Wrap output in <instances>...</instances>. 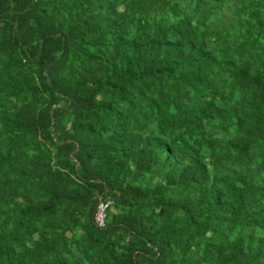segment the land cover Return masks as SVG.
<instances>
[{"label": "trees", "instance_id": "trees-1", "mask_svg": "<svg viewBox=\"0 0 264 264\" xmlns=\"http://www.w3.org/2000/svg\"><path fill=\"white\" fill-rule=\"evenodd\" d=\"M0 264H264V0H0Z\"/></svg>", "mask_w": 264, "mask_h": 264}, {"label": "built area", "instance_id": "built-area-1", "mask_svg": "<svg viewBox=\"0 0 264 264\" xmlns=\"http://www.w3.org/2000/svg\"><path fill=\"white\" fill-rule=\"evenodd\" d=\"M105 203L104 204H98L97 206V212L95 213V222L97 225H101L102 224V211L105 207Z\"/></svg>", "mask_w": 264, "mask_h": 264}]
</instances>
